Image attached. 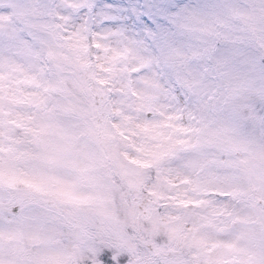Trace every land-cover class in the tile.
I'll use <instances>...</instances> for the list:
<instances>
[{
    "label": "snow or ice",
    "instance_id": "6c2138e0",
    "mask_svg": "<svg viewBox=\"0 0 264 264\" xmlns=\"http://www.w3.org/2000/svg\"><path fill=\"white\" fill-rule=\"evenodd\" d=\"M54 7L52 0H0V241L63 228L79 238L100 218L113 226V238L94 249L96 264H125L130 255L129 264H264V207L251 195L264 193V148L252 149L229 136V128L204 119L221 87L227 97L244 86L241 77L225 71L244 56L242 45L264 46V37L246 41L234 35L227 0H64L67 15L59 25L48 22ZM94 18L103 21L104 34L117 39L123 55L101 57L93 67L82 37ZM77 21L70 34L68 25ZM129 53L146 69L164 70L200 101L197 126L167 122L143 129L157 141L146 150L151 162L166 174L163 166L180 160L192 194L171 198L176 215L135 205L129 212L149 220L154 230L165 229L176 246L194 250L191 260L171 245L150 242L142 252L129 247L108 206L114 177L127 172L113 144V126L102 115L104 93L93 82L122 78ZM209 71L222 82H210ZM144 99L141 107H151L152 97ZM208 145L245 155L219 159L205 151ZM22 157L35 164L22 168ZM130 184L139 188L143 178ZM230 200H242L249 211L231 207ZM21 256L19 247L0 249V264H27Z\"/></svg>",
    "mask_w": 264,
    "mask_h": 264
},
{
    "label": "clouds",
    "instance_id": "9594fccd",
    "mask_svg": "<svg viewBox=\"0 0 264 264\" xmlns=\"http://www.w3.org/2000/svg\"><path fill=\"white\" fill-rule=\"evenodd\" d=\"M52 2L56 7L48 22L63 24L64 21L60 17L67 15L63 7L64 0ZM227 2L230 6L227 24L234 31V35L243 37L246 41L255 36L264 37V0ZM93 16L95 17V13ZM78 24L77 21L68 25L70 34L78 30ZM82 40L87 45L88 59L93 67L100 63L101 57L123 55V52L118 51L121 46L117 39L104 34L103 21L97 18L93 20L91 32L83 35ZM97 44L100 47H96ZM242 47L244 56L235 62L231 70L225 71H231L241 77L244 86L227 97L221 87L213 102L214 109L209 111L204 119L213 126L229 128V136L244 141L252 149L264 148V46L246 42ZM124 63L127 72L122 78L104 85L93 82V86L100 87L104 93L99 98L104 101L106 108L102 115L106 116L108 123L113 126V144L119 161L127 172L124 178L114 177L115 187L108 206L114 210L119 228L129 247L142 252L144 245L150 242L165 248L171 245L177 252L191 260L194 250L176 246L165 229L154 230L149 220L143 216H132L129 212L135 205L141 209L154 208L155 212L162 216L176 215L177 211L171 198L178 192L192 194L191 185L184 183L185 179L191 177L187 170L181 168L180 160H173L170 164L164 165L162 171L166 174L158 171L151 162L152 158L146 150L157 141L143 129L152 123L167 122L178 128L197 126L193 117L201 118L200 101L180 88L174 78L165 76L164 70L142 67L134 53H129ZM105 75L99 72V77ZM207 78L217 84L223 80L215 71H209ZM146 79L153 81L152 87L145 83ZM145 96L152 97L151 107H141L145 104ZM170 116L174 117L172 121H168ZM163 131L170 132L172 129L164 128ZM205 151L219 159H235L245 155L239 152L226 155L216 145L206 146ZM18 163L25 168L33 166L35 161L22 157ZM138 176L143 178V184L139 188H134L130 182L135 181ZM251 195L259 200L261 207H264V193ZM36 199L39 200L40 197L36 196ZM227 203L242 212L249 211L242 200H230ZM88 233L87 236L77 238L71 235L67 228L57 229L52 234L33 235L30 232L19 242H10L7 239L0 241V249L19 247L22 250L21 260L27 264H41V261L47 258H55L60 264H96L94 249L113 238V226L108 222L102 223L100 218H95L89 225ZM132 259L130 255L125 264H129Z\"/></svg>",
    "mask_w": 264,
    "mask_h": 264
}]
</instances>
